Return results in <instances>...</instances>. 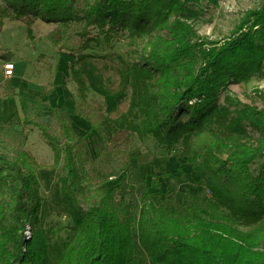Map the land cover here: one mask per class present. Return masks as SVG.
Listing matches in <instances>:
<instances>
[{
    "label": "trees",
    "instance_id": "16d2710c",
    "mask_svg": "<svg viewBox=\"0 0 264 264\" xmlns=\"http://www.w3.org/2000/svg\"><path fill=\"white\" fill-rule=\"evenodd\" d=\"M0 1L16 20L58 25L86 20L98 29L97 44L102 37L109 42L116 30L131 43L148 38L134 59L123 61L131 94L120 116L111 118L91 105L81 76L74 73L79 102L72 115L86 121L89 131L78 135L56 109L61 134L47 123H34L54 153L50 167L68 172L62 193L73 226L66 240L51 243L42 225L38 170L47 166L26 151L13 160L0 153V264H139L141 252L155 264H264V140L256 146L229 144L208 130L229 86L264 74V0L217 43L202 41L184 20L188 7L217 0ZM83 2L86 7L79 11ZM0 61L12 64L14 55L0 53ZM261 98L262 110L240 105L239 114L264 127V93ZM89 132L105 144L123 140L130 145L135 136L153 138L165 152L182 146L210 196L190 194L184 209H178L155 200L135 205L120 185L92 190L84 151ZM258 161L263 164L253 170ZM75 172L89 193L88 207L68 183ZM152 185L160 188L157 181Z\"/></svg>",
    "mask_w": 264,
    "mask_h": 264
},
{
    "label": "rangeland",
    "instance_id": "374dc122",
    "mask_svg": "<svg viewBox=\"0 0 264 264\" xmlns=\"http://www.w3.org/2000/svg\"><path fill=\"white\" fill-rule=\"evenodd\" d=\"M88 1L93 4L96 0ZM262 4V0H217L216 5L203 1L188 7L184 20L202 41L217 43L230 37L246 14ZM85 7L83 2L78 10ZM98 34L97 27L86 20L63 25L30 17L16 20L0 1V53L14 55L12 68L0 61V153L13 160L19 152L26 151L37 164L47 166L38 170V178L44 205L41 221L51 243L66 240L73 226L62 193L68 172L63 166L50 167L54 153L34 123H47L50 131L61 134L54 117L56 109L68 119L75 133L84 135L89 131L86 121L72 115L79 102L74 73L81 76L91 105L111 118L120 116L128 109L131 94L123 61L134 59L148 41L138 38L131 43L125 32L116 30L109 42L102 37L101 44H97ZM72 62H76L74 68ZM262 93L264 74L249 84L229 86L218 101L208 130L228 139L225 141L229 144L256 146L264 140V127L242 119L239 112L240 105L262 110ZM182 119L186 121L188 117ZM25 120L30 124L25 126ZM122 143L123 140H114L105 144L97 133L89 132L84 151L92 190H115L120 185L125 198L135 205L155 200L178 209H184L190 194L210 196L193 165L187 162L182 146L172 153L165 152L153 138L141 140L135 136L130 145ZM262 164L258 161L253 170ZM155 181L160 183L159 189L152 185ZM68 183L81 205L90 206L89 193L80 184L78 172ZM236 227L242 232L250 230ZM139 264L155 263L141 252Z\"/></svg>",
    "mask_w": 264,
    "mask_h": 264
},
{
    "label": "built area",
    "instance_id": "2783aa9c",
    "mask_svg": "<svg viewBox=\"0 0 264 264\" xmlns=\"http://www.w3.org/2000/svg\"><path fill=\"white\" fill-rule=\"evenodd\" d=\"M7 67H8V68H12V65H11V64H10V65H7ZM208 193H209V192H208Z\"/></svg>",
    "mask_w": 264,
    "mask_h": 264
}]
</instances>
